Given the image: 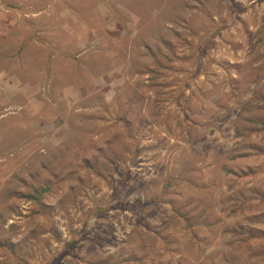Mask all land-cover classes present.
<instances>
[{
  "label": "rangeland",
  "instance_id": "374dc122",
  "mask_svg": "<svg viewBox=\"0 0 264 264\" xmlns=\"http://www.w3.org/2000/svg\"><path fill=\"white\" fill-rule=\"evenodd\" d=\"M0 264H264V0H0Z\"/></svg>",
  "mask_w": 264,
  "mask_h": 264
}]
</instances>
